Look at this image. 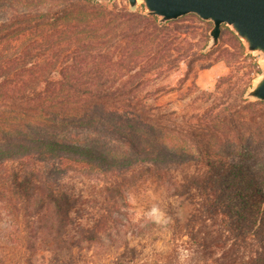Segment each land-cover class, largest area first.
I'll return each instance as SVG.
<instances>
[{"label":"trees","instance_id":"obj_1","mask_svg":"<svg viewBox=\"0 0 264 264\" xmlns=\"http://www.w3.org/2000/svg\"><path fill=\"white\" fill-rule=\"evenodd\" d=\"M22 3L0 0V219L19 228L25 263L41 246L49 264L116 246L130 226L126 194L163 193L171 249L152 264H176L181 246L204 264H264V101L245 97L252 80L220 78L201 92L216 112L193 120L148 103L144 78L128 80L181 63L191 72L220 46L207 51L213 27L204 54L201 44L189 54L199 27L181 18L97 0ZM122 243L111 264H147L144 246Z\"/></svg>","mask_w":264,"mask_h":264},{"label":"rangeland","instance_id":"obj_2","mask_svg":"<svg viewBox=\"0 0 264 264\" xmlns=\"http://www.w3.org/2000/svg\"><path fill=\"white\" fill-rule=\"evenodd\" d=\"M81 0H24L23 8H32L34 11H45L50 8L63 6L66 2L77 4ZM99 4L107 8H124L129 10L128 0H97ZM138 13L146 12L144 4L140 1L135 10ZM180 24L195 23L199 29L191 42L184 46L189 54L193 53L196 45L201 44L202 54L210 42L209 31L213 27L212 23L203 22L197 16L188 15L182 17ZM244 47V46H242ZM239 40L233 32L226 26L223 28L220 46L213 52L203 55L199 60L192 59L191 72L186 64H180L169 71L162 70L157 76L153 72L146 74L137 69L140 78H134L129 82H142L143 96L148 103L158 106L163 113L177 116L180 119H194L202 117L207 111L215 109L217 105L214 101L202 100L201 92L214 91L218 80L222 77H229L232 83L244 85L257 81L261 73L262 55L245 53L240 49ZM244 53V54H242ZM135 74V73H133ZM132 75V74H130ZM231 75V76H229ZM247 88V85H246ZM245 88V89H246ZM264 149L263 146H256ZM135 203L131 204L128 213L130 226L124 233L123 240L116 246L97 247L91 250H84L79 264H111L122 252L125 240L131 245L144 246L145 260L147 264H152L159 258L160 254L167 253L171 248L170 234L168 230L169 219L165 222L166 227H161L151 222L135 220L136 215L147 210L153 203H158L163 208L164 194L149 193L134 198ZM183 210V209H182ZM187 212V209L181 211ZM49 252L47 246H41L34 257V264H49ZM199 254H194L191 264H204ZM0 264H26L24 244L22 242L19 228L9 219H0Z\"/></svg>","mask_w":264,"mask_h":264},{"label":"water","instance_id":"obj_3","mask_svg":"<svg viewBox=\"0 0 264 264\" xmlns=\"http://www.w3.org/2000/svg\"><path fill=\"white\" fill-rule=\"evenodd\" d=\"M140 1L145 6L146 15L159 17L160 23L189 14L213 23L207 51L220 44L222 25L228 26L248 53L262 55L261 73L245 97L264 101V0H128L129 9L135 11Z\"/></svg>","mask_w":264,"mask_h":264},{"label":"clouds","instance_id":"obj_4","mask_svg":"<svg viewBox=\"0 0 264 264\" xmlns=\"http://www.w3.org/2000/svg\"><path fill=\"white\" fill-rule=\"evenodd\" d=\"M126 198L129 204H134L135 200L129 194H126ZM143 220L144 222H151L161 227H166V221L170 219L168 213L158 204L153 203L147 210L141 211L136 215L135 220ZM194 253L191 249L187 247L177 248V260L176 264H191V259Z\"/></svg>","mask_w":264,"mask_h":264}]
</instances>
